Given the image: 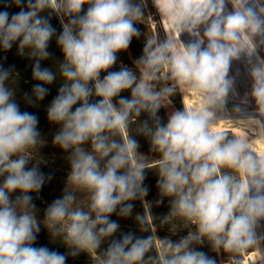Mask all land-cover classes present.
<instances>
[{"label": "clouds", "instance_id": "1", "mask_svg": "<svg viewBox=\"0 0 264 264\" xmlns=\"http://www.w3.org/2000/svg\"><path fill=\"white\" fill-rule=\"evenodd\" d=\"M11 2L20 11H0V48L6 52L18 42L19 54L27 50L35 58L32 77L39 83L32 91L37 101L57 78L40 64L50 56L47 49L56 32L41 13L51 10L62 26L56 43L63 53L58 73L63 83L47 118L60 125L54 143L72 150L68 184L87 195V210L67 191L46 209L44 224L51 234L61 237L73 257L94 252L119 228L110 216L119 208L118 214L127 217L133 208L129 201L147 195L146 168L155 167L160 193L171 198V215L195 230L178 242L125 234L110 242L102 264H218L193 246L205 242L212 252L241 264L237 257L264 240L258 234L264 228V154L255 152L243 135L229 138L215 110L235 91L229 69L240 57L242 42L264 36V0H153L176 34L192 39L179 45L173 39L148 40L137 71L123 64L112 70L117 54L140 35L135 24L142 9L134 0ZM249 63L250 96L264 117V59L257 56L256 63ZM162 72L172 83L157 90L154 82ZM13 77L11 68L0 65V264H66L64 254L34 246L40 225L29 193L39 192L45 182L37 167H28L30 149L39 143L38 118L15 102L6 84ZM186 88L201 103L174 111L162 122L158 112L165 101ZM142 113L153 121L141 125L151 150L159 153L153 164L138 158V141L129 133ZM13 193L19 195L13 198ZM154 242L158 255L146 261Z\"/></svg>", "mask_w": 264, "mask_h": 264}, {"label": "trees", "instance_id": "2", "mask_svg": "<svg viewBox=\"0 0 264 264\" xmlns=\"http://www.w3.org/2000/svg\"><path fill=\"white\" fill-rule=\"evenodd\" d=\"M138 4V0H134ZM26 3V0H25ZM87 5H85V9ZM8 11L10 14L20 11V8L11 2V0H0V11ZM50 19V23L56 29L53 38L49 42L47 51L50 53L48 59L40 61L41 68H49L57 73V78L51 84L45 85L48 88V93L43 100H36L33 94V87L39 83L32 77V68L35 63V58H31L25 54L21 55L18 52V42L13 44L12 48L4 51L0 48V65L4 69L11 68L14 77L6 82L7 87L13 90V98L19 105L21 111H28L38 118L37 130L39 132V143L34 149H30L31 156L29 159L28 167H37L45 177V182L39 192H31L32 204L35 205L33 212L39 222L40 231L37 234V239L34 246H46L51 250L64 254L66 264H96L92 254L86 251L79 252L75 257L71 256L70 249L64 244L59 236H53L49 229L44 224L45 212L47 207L58 198H63L67 191H72L76 197V205L87 210V195L80 191H75L68 184V176L71 171L70 157L72 150L67 151L61 149L54 143V137L60 130V125L52 123L47 118V109L52 100L58 94L59 87L62 85L63 80L59 76V64L63 62V53L56 43V38L62 31V26L55 13L51 10H45L41 13ZM147 40L140 33L138 37H134L131 41L129 48L117 54V64L112 70H119L121 64L126 65L137 71L136 61L143 55V50ZM139 75V73L137 72ZM103 73L101 78L103 77ZM162 75L161 74H158ZM166 79V78H165ZM160 80V79H159ZM159 80L154 82L156 87H159ZM171 81L166 79L165 85H171ZM160 89V87L158 88ZM122 96H130L129 92L121 93ZM30 98L33 103L28 102ZM198 103L192 106H197ZM191 106V107H192ZM187 107L188 104H187ZM184 105L179 92L176 90L166 101L158 116L161 121L166 123L168 116L177 110H183ZM147 121L149 126H152L153 121L149 119L147 113H142L137 118L135 123L130 124L129 133L138 141V158L142 159L145 163L153 164L159 159V153L151 150L149 137L141 131V125ZM227 132L229 138L233 135L230 130L223 129ZM119 139V137H116ZM86 151H90V144L84 145ZM229 171V170H225ZM158 174L155 167L146 168V179L143 182L144 187L148 189L145 197L129 201L133 204L132 211L127 217H122L117 212L110 216V220L118 223L119 228L116 233L111 237L104 238L101 245L94 253L99 259L103 260V253L106 251L110 242L115 239L119 241L125 234H132L136 238H146L148 236H155L156 242L170 240L178 242L182 237L186 236L189 231H194L195 228L191 224H185L183 220L171 215V198L164 197L159 191ZM19 193H13V198ZM143 217V220H138L137 217ZM199 247L200 250L205 251L209 256L217 259L218 264H234V260L230 259L224 253H214L205 242L203 246ZM248 249L246 252L251 251ZM158 250L155 246L146 254L145 260L148 261L149 257H157ZM242 262L243 255L237 257ZM149 264L151 262L149 261Z\"/></svg>", "mask_w": 264, "mask_h": 264}, {"label": "rangeland", "instance_id": "3", "mask_svg": "<svg viewBox=\"0 0 264 264\" xmlns=\"http://www.w3.org/2000/svg\"><path fill=\"white\" fill-rule=\"evenodd\" d=\"M138 5L142 9V15L135 26L147 41L155 39L157 42H161L166 39H173L179 45L181 43L186 44L192 39L187 33L177 35L174 29L167 24L165 19L156 10L153 0H138ZM159 82L160 88L166 86L165 74L163 72ZM159 87H157V90H159ZM177 91L182 98L184 108L187 107V104L191 107L195 103H201L198 94L192 90L186 88L184 91L179 89ZM215 111L216 122L223 125V129L230 130L233 136H245L255 152L264 154V133H262L264 132V126L260 125L263 128L260 127L262 131H258L259 125L250 121V118L246 116H240L235 113H218L217 110ZM257 115L255 114V116ZM258 234L264 235V228L258 229ZM91 254L96 264H102L103 260L99 259L94 253ZM241 264H264V240L257 247H253L251 251L243 254Z\"/></svg>", "mask_w": 264, "mask_h": 264}, {"label": "bare ground", "instance_id": "4", "mask_svg": "<svg viewBox=\"0 0 264 264\" xmlns=\"http://www.w3.org/2000/svg\"><path fill=\"white\" fill-rule=\"evenodd\" d=\"M231 9L232 6L229 4L228 10L231 11ZM261 40H264V36H249L247 42H242L243 50L240 53L239 59H234L231 63L229 76L234 78L235 91L229 94L226 101L231 102L235 106V109L230 111L226 107V104L216 109L218 113H235L240 116H246L256 125L258 124L252 117L261 120L262 124H264V117L255 116L257 114L255 103L250 96L252 80L249 75V68L251 66L249 61L251 60L252 63H256L257 56L264 59V43H261ZM250 50H254V54L251 56H249ZM236 106H239V111L236 110ZM260 127L259 125L258 131H262L261 128L263 127Z\"/></svg>", "mask_w": 264, "mask_h": 264}, {"label": "water", "instance_id": "5", "mask_svg": "<svg viewBox=\"0 0 264 264\" xmlns=\"http://www.w3.org/2000/svg\"><path fill=\"white\" fill-rule=\"evenodd\" d=\"M225 104L230 111L235 109V106L231 102L226 101Z\"/></svg>", "mask_w": 264, "mask_h": 264}]
</instances>
